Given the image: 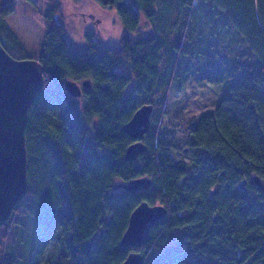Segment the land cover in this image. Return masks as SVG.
<instances>
[{
	"label": "trees",
	"instance_id": "1",
	"mask_svg": "<svg viewBox=\"0 0 264 264\" xmlns=\"http://www.w3.org/2000/svg\"><path fill=\"white\" fill-rule=\"evenodd\" d=\"M43 1L44 45L35 58L45 82L28 113V190L0 225V264L16 263V229L31 220L41 229L21 264H121L131 249L144 254V264H264V191L250 182L246 190L237 187L254 171L264 181V0H212L263 64L238 77L213 112L197 120L187 138L188 162L173 158L158 117L188 70L177 74L186 47H195L186 26L198 0H94L116 11L123 31L105 46L95 30H85L82 50L68 39L63 0ZM161 4L175 6L173 19ZM14 11L13 3L0 6V42L14 57H30L7 21ZM67 79L90 86L73 96ZM143 92L141 104L154 110L137 166L124 156L135 139L122 126ZM142 175L152 178L147 189L114 188ZM142 200L163 203L168 213L139 245L120 246ZM59 228L63 249L46 253Z\"/></svg>",
	"mask_w": 264,
	"mask_h": 264
},
{
	"label": "rangeland",
	"instance_id": "2",
	"mask_svg": "<svg viewBox=\"0 0 264 264\" xmlns=\"http://www.w3.org/2000/svg\"><path fill=\"white\" fill-rule=\"evenodd\" d=\"M9 3L15 5V11L7 17V21L26 43L28 55L35 58L44 45L45 27L42 20L46 4L43 0H0V6ZM63 4L62 19L68 39L75 49L84 48L85 30H95L105 46L115 43L121 36L123 29L115 10L104 8L94 0H80L77 3L63 0ZM161 5L173 19L175 6ZM188 12L186 30L189 31L187 35L196 38L195 47H186L183 66L177 74L188 70L182 73L180 86H173L168 91L167 109L158 117L161 131L174 144L173 158L185 162L190 160V151L188 149L185 153L183 148H188V134L196 127L197 120L213 112L220 99L230 94L231 85L238 77L253 74L263 64L259 54L250 48L241 32L212 0L196 1ZM183 20L184 17L179 22ZM148 30L149 26H142V32ZM175 34H172V38H175ZM132 35L138 34L133 32ZM26 36L32 41L28 42ZM145 96V92L136 94L137 105L141 104ZM40 229L37 220H31L16 229V243L12 252L17 260L15 264H21L22 258L30 256ZM62 244L59 228L54 232L46 253L54 248L53 253L59 254L63 249Z\"/></svg>",
	"mask_w": 264,
	"mask_h": 264
},
{
	"label": "water",
	"instance_id": "3",
	"mask_svg": "<svg viewBox=\"0 0 264 264\" xmlns=\"http://www.w3.org/2000/svg\"><path fill=\"white\" fill-rule=\"evenodd\" d=\"M94 18L93 15H91ZM45 82L41 62L32 57L17 58L10 54L0 42V225L11 216L14 208L26 196L28 190V153L26 128L29 107L33 97L41 90ZM89 87L90 81L79 83L74 79L65 81L69 94L80 96L82 87ZM152 103L140 104L132 117L122 126V130L135 140L125 148L124 156L132 159L138 166L139 154L147 149L143 141L152 125ZM187 153L188 148H183ZM248 182L253 187L264 191V181L252 172L237 185L246 190ZM152 185V178L142 175L127 181L117 182L115 189L135 192ZM216 189H212L213 197ZM168 208L163 203H150L142 200L129 215L126 229L119 239L120 246L134 247L147 236L155 223L163 220ZM145 256L138 250L131 249L121 264H144ZM246 264H251L247 262Z\"/></svg>",
	"mask_w": 264,
	"mask_h": 264
},
{
	"label": "crops",
	"instance_id": "4",
	"mask_svg": "<svg viewBox=\"0 0 264 264\" xmlns=\"http://www.w3.org/2000/svg\"><path fill=\"white\" fill-rule=\"evenodd\" d=\"M14 29V28H13ZM18 34V33H17ZM19 36V38H20V40L22 41V43L25 45V47H26V43L23 41V39L20 37V35H18ZM27 37V36H26ZM27 39V41L29 42V41H32V39H30V38H26Z\"/></svg>",
	"mask_w": 264,
	"mask_h": 264
},
{
	"label": "flooded vegetation",
	"instance_id": "5",
	"mask_svg": "<svg viewBox=\"0 0 264 264\" xmlns=\"http://www.w3.org/2000/svg\"><path fill=\"white\" fill-rule=\"evenodd\" d=\"M92 18V17H91Z\"/></svg>",
	"mask_w": 264,
	"mask_h": 264
}]
</instances>
